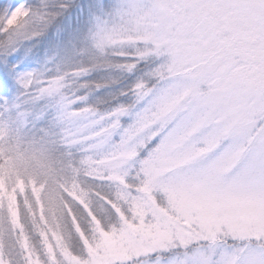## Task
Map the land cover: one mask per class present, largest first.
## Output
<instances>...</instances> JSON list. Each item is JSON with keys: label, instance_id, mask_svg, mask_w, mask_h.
Segmentation results:
<instances>
[{"label": "snow or ice", "instance_id": "obj_1", "mask_svg": "<svg viewBox=\"0 0 264 264\" xmlns=\"http://www.w3.org/2000/svg\"><path fill=\"white\" fill-rule=\"evenodd\" d=\"M8 81L0 264H264V0H0Z\"/></svg>", "mask_w": 264, "mask_h": 264}, {"label": "rangeland", "instance_id": "obj_2", "mask_svg": "<svg viewBox=\"0 0 264 264\" xmlns=\"http://www.w3.org/2000/svg\"><path fill=\"white\" fill-rule=\"evenodd\" d=\"M79 3L84 5L85 7L90 2V0H78ZM107 2V0H106ZM76 12L75 10L71 14L70 17H66L63 20H61L59 23L63 29V32L61 34V37L59 41H55L52 38L51 33L49 34L48 40L52 42V44H59L60 49H63L67 47L68 49L72 48V43H70V38L72 36L73 31L78 27V22L75 20ZM80 45L77 43L76 48L79 49ZM57 52L56 47H49L48 43L46 41L45 44H42L38 46L37 48L33 49L31 53H29V58L25 61V63L22 65V67H36L38 62H43L46 56L53 55ZM23 55V53H21ZM60 55H63V51L60 52ZM79 59V57H76ZM101 73H93L90 77H88L89 80H96L101 77ZM17 89L15 85L8 81L5 83V85L0 88V96H4L7 98H11L15 93ZM106 90H101L99 92H96L93 96L89 97V102L92 103L95 101L97 96H102L105 94ZM86 227V224L84 225ZM73 244H76V240H73Z\"/></svg>", "mask_w": 264, "mask_h": 264}]
</instances>
